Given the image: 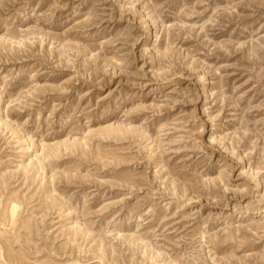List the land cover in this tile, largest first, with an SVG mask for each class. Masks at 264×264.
Instances as JSON below:
<instances>
[{"label":"rangeland","instance_id":"374dc122","mask_svg":"<svg viewBox=\"0 0 264 264\" xmlns=\"http://www.w3.org/2000/svg\"><path fill=\"white\" fill-rule=\"evenodd\" d=\"M0 264H264V0H0Z\"/></svg>","mask_w":264,"mask_h":264},{"label":"bare ground","instance_id":"6f19581e","mask_svg":"<svg viewBox=\"0 0 264 264\" xmlns=\"http://www.w3.org/2000/svg\"><path fill=\"white\" fill-rule=\"evenodd\" d=\"M15 206V205H14ZM15 210V209H14Z\"/></svg>","mask_w":264,"mask_h":264}]
</instances>
